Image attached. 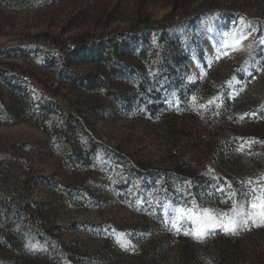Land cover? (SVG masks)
<instances>
[{
  "label": "rangeland",
  "instance_id": "1",
  "mask_svg": "<svg viewBox=\"0 0 264 264\" xmlns=\"http://www.w3.org/2000/svg\"><path fill=\"white\" fill-rule=\"evenodd\" d=\"M262 206L264 0H0V264H264Z\"/></svg>",
  "mask_w": 264,
  "mask_h": 264
},
{
  "label": "snow or ice",
  "instance_id": "2",
  "mask_svg": "<svg viewBox=\"0 0 264 264\" xmlns=\"http://www.w3.org/2000/svg\"><path fill=\"white\" fill-rule=\"evenodd\" d=\"M262 207H264V206H262ZM204 234H207V233H204ZM201 235L202 234H198L197 238H201Z\"/></svg>",
  "mask_w": 264,
  "mask_h": 264
}]
</instances>
